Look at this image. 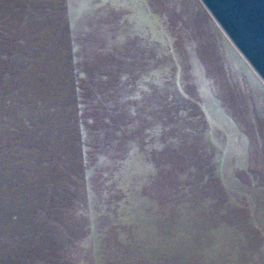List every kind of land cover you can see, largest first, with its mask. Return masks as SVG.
Masks as SVG:
<instances>
[{"label": "rangeland", "instance_id": "rangeland-1", "mask_svg": "<svg viewBox=\"0 0 264 264\" xmlns=\"http://www.w3.org/2000/svg\"><path fill=\"white\" fill-rule=\"evenodd\" d=\"M0 264H264V85L199 0H0Z\"/></svg>", "mask_w": 264, "mask_h": 264}, {"label": "water", "instance_id": "water-1", "mask_svg": "<svg viewBox=\"0 0 264 264\" xmlns=\"http://www.w3.org/2000/svg\"><path fill=\"white\" fill-rule=\"evenodd\" d=\"M264 85V0H199Z\"/></svg>", "mask_w": 264, "mask_h": 264}]
</instances>
